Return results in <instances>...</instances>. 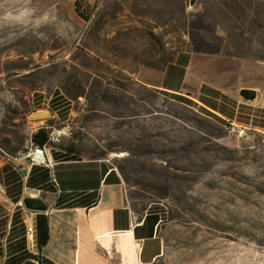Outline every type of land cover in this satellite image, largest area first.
<instances>
[{
    "label": "rangeland",
    "instance_id": "obj_1",
    "mask_svg": "<svg viewBox=\"0 0 264 264\" xmlns=\"http://www.w3.org/2000/svg\"><path fill=\"white\" fill-rule=\"evenodd\" d=\"M187 6L0 0V156L26 147L31 110L67 104L60 120L44 117L72 127L57 145L123 167L132 209L161 212L156 264H264V131L230 132L229 121L137 74L184 47ZM257 6L247 25L261 41L264 0Z\"/></svg>",
    "mask_w": 264,
    "mask_h": 264
},
{
    "label": "crops",
    "instance_id": "obj_2",
    "mask_svg": "<svg viewBox=\"0 0 264 264\" xmlns=\"http://www.w3.org/2000/svg\"><path fill=\"white\" fill-rule=\"evenodd\" d=\"M258 1L195 0L184 18V47L159 71L137 72L141 82L184 96L221 120L264 131V40L247 25ZM244 88L254 97H244ZM64 106L51 108L50 117H65ZM65 147H50L52 168L0 156V264L40 258L50 264H132L121 245L126 239L134 244L135 264H156L165 245L161 212L136 213L116 167ZM26 194L42 195L48 209L26 208Z\"/></svg>",
    "mask_w": 264,
    "mask_h": 264
},
{
    "label": "built area",
    "instance_id": "obj_3",
    "mask_svg": "<svg viewBox=\"0 0 264 264\" xmlns=\"http://www.w3.org/2000/svg\"><path fill=\"white\" fill-rule=\"evenodd\" d=\"M227 127L230 132H237L238 134H241L243 131L232 121H229ZM41 130H44L45 140L40 144L36 142L34 136ZM26 131L28 133L26 147L20 150L15 157L26 159L30 164H43L51 168L54 166L55 162L49 154L50 147L58 144L64 138L71 137L73 134L72 127L69 123L52 126L44 122V117L27 118ZM52 178L54 182H56L54 174H52ZM30 230L31 225L28 224L27 231Z\"/></svg>",
    "mask_w": 264,
    "mask_h": 264
},
{
    "label": "water",
    "instance_id": "obj_4",
    "mask_svg": "<svg viewBox=\"0 0 264 264\" xmlns=\"http://www.w3.org/2000/svg\"><path fill=\"white\" fill-rule=\"evenodd\" d=\"M195 3V0H188V6L192 7ZM241 94L246 98L254 97V90L250 88H244L241 91ZM52 114V111L49 108H36L31 110L28 113V116L31 118L47 117ZM22 203L24 206L31 210L44 211L48 209V203L44 201L42 195L36 194L34 196L26 194L22 197ZM23 264H40L38 260L36 261H26Z\"/></svg>",
    "mask_w": 264,
    "mask_h": 264
},
{
    "label": "trees",
    "instance_id": "obj_5",
    "mask_svg": "<svg viewBox=\"0 0 264 264\" xmlns=\"http://www.w3.org/2000/svg\"><path fill=\"white\" fill-rule=\"evenodd\" d=\"M66 95L69 96V97H71L70 94H69V91H66ZM34 138H35L36 142H38L40 144L43 143L44 140H45L44 130H41L38 133H36V135L34 136ZM65 148L67 150V149H70L71 146H66ZM90 157H96V156H90ZM118 171L120 172V174L122 176V179H125L126 178V175H125V171H124L123 167L119 166L118 167ZM156 220H158V217H157ZM125 243H126V248H127L128 252H129V253H127V255L129 257L128 259H129V261L131 263H133V262L136 261V254H135L134 244L130 240H126ZM27 261H29V260H27ZM38 261L40 262V264H50V261L47 258L46 259L45 258H43V259L40 258V259H38ZM25 262L26 261L22 262L21 264H23Z\"/></svg>",
    "mask_w": 264,
    "mask_h": 264
}]
</instances>
